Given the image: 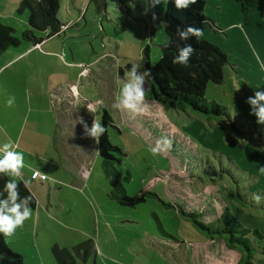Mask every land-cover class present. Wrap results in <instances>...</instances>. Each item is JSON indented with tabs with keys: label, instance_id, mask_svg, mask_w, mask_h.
<instances>
[{
	"label": "rangeland",
	"instance_id": "1",
	"mask_svg": "<svg viewBox=\"0 0 264 264\" xmlns=\"http://www.w3.org/2000/svg\"><path fill=\"white\" fill-rule=\"evenodd\" d=\"M19 1L0 0V20L12 24L18 37L24 30L20 19L28 16L15 10ZM58 1V18L66 26L43 42L51 58L35 51L0 69V127L8 123L16 151L30 149L22 152V178L30 181L38 213L6 239L9 248L24 264H56L53 243L70 248L85 240L93 241L95 252L77 264H240L241 248L209 238L188 216L195 212L203 223H217L225 207L250 231L252 263L264 264V202L252 201L254 193L264 196V125L246 103L255 90L264 91V6L244 14L235 0H206L209 22L202 38L217 45L227 63L223 81L210 82L205 96L222 104L225 115L146 103L133 117L113 104L132 65L145 70L146 44L150 64L159 58L167 39L161 18L166 0L147 10L148 0H105L101 11L93 0ZM7 9L15 20L7 18ZM34 76L42 83L36 92L46 93L35 98L34 89L26 88ZM29 105L42 110L26 115ZM103 108L117 126L108 128L110 141L124 153L112 165L77 123L79 117L89 128L93 119L101 122ZM163 137L171 148L161 144L154 155L151 148ZM34 171L46 178L32 179ZM123 194H143L144 200L122 204Z\"/></svg>",
	"mask_w": 264,
	"mask_h": 264
},
{
	"label": "trees",
	"instance_id": "2",
	"mask_svg": "<svg viewBox=\"0 0 264 264\" xmlns=\"http://www.w3.org/2000/svg\"><path fill=\"white\" fill-rule=\"evenodd\" d=\"M93 1L96 2V11L105 10V0ZM235 1L239 10L244 14L264 6V0ZM205 3L206 0H197V3L190 5L188 9L177 10L174 0H166L165 12L161 18L167 39L161 44L159 58L153 65L150 64L147 44L141 53L145 70L151 71V75L147 77L146 89L148 91L145 98L147 104H160L165 109L179 111L190 109L206 117H220L226 114V109L222 104L215 100H208L205 96L207 85L210 82L220 84L223 81V66L227 63L226 54L202 36L199 42L195 37L188 41H181L176 34L178 25L184 28L194 26L204 32L209 22V18L203 11ZM58 10V0H20L16 11L19 14L28 11V28L23 30L21 36L18 37L14 27L0 22V55L10 47H18L22 41L40 43L44 39L58 35L64 25L58 18ZM185 43L191 44L196 49L188 65L173 64V57L178 54V46H183ZM71 88L75 89L73 86ZM102 112L101 123L106 127V132L100 137L98 154L107 165H112L113 162L120 163L121 157L117 155H124V153L120 147L110 141L108 134L109 127L117 129V126L106 108H103ZM114 176L115 174L112 179ZM8 179L10 178L0 176V199L7 195L4 192V186ZM18 183L20 196H28L29 188H25L22 181ZM31 194L33 195L32 192ZM122 197V204L129 205L144 200L143 194L133 197L123 194ZM30 206L35 209V196ZM188 214L209 238L220 237L227 247L241 248L244 254L241 252L240 264H253L251 260L253 248L246 237L250 231L243 228L227 208L224 207L219 217L216 218L217 223L213 221L205 224L198 219L195 212ZM50 252L56 264H77V260L85 262L89 254L95 252V249L92 240H85L70 248L53 243ZM0 264H24L22 255L9 248L3 234H0Z\"/></svg>",
	"mask_w": 264,
	"mask_h": 264
},
{
	"label": "clouds",
	"instance_id": "3",
	"mask_svg": "<svg viewBox=\"0 0 264 264\" xmlns=\"http://www.w3.org/2000/svg\"><path fill=\"white\" fill-rule=\"evenodd\" d=\"M161 3L162 0H148L146 10L147 8H155ZM196 3L197 0H174L177 10H186L190 5ZM152 18L153 20L157 19L155 13L152 14ZM176 34L181 41H188L192 37H195L197 42H199L203 30L194 26L184 28L178 25L176 27ZM195 51L196 49L188 43H185L183 46H178V54L173 57L172 63L187 66ZM140 68L141 65L134 63L131 69L125 73L123 86L113 104L115 109L133 117L141 115L147 107L145 98L148 89H146L145 85L147 83V77L151 75V71H140ZM261 68H264V63L261 64ZM239 89L240 87L236 91H239ZM13 103L14 97L9 98L7 106L11 107ZM246 103L250 106V115L256 118V123L264 125V91L259 89L255 90L253 96L247 98ZM77 123L83 126L85 137L94 139L97 144L100 142V137L106 132V127L96 119H93L90 128L83 117H79ZM0 132H5L6 134V129L0 127ZM161 144L167 149L171 148V141L163 137L160 141H157L156 146L151 148L154 155L159 154L162 150ZM15 147L11 141L0 147V176L10 178L4 186V192L7 195L3 199H0V234H3L6 239L13 237L16 234V230L23 228L25 221L33 215V209L30 205L34 196L31 194L30 189L28 196L21 197L19 193L18 180L23 176L22 170L25 164L23 153L15 151ZM259 171L264 173V167H261ZM37 177L41 179L46 178L43 173L34 171L32 179H36ZM23 183L25 188H29L30 181L24 180ZM252 201L259 206L264 202V196L254 193L252 194Z\"/></svg>",
	"mask_w": 264,
	"mask_h": 264
},
{
	"label": "crops",
	"instance_id": "4",
	"mask_svg": "<svg viewBox=\"0 0 264 264\" xmlns=\"http://www.w3.org/2000/svg\"><path fill=\"white\" fill-rule=\"evenodd\" d=\"M17 7H18V4H17V6H16V8H15V10L17 9ZM70 8V7H69ZM2 11V10H1ZM6 11H9L8 13H6L7 15L6 16H8L7 18L9 19V18H11L12 17V21L13 20H15V17H14V12H13V10L12 9H7ZM1 13H3V12H0V14ZM0 22H1V20H0ZM20 22L21 23H23V29L25 30V29H27L28 28V23H27V17H25V18H21L20 19ZM1 23H3V22H1ZM5 24H7V23H5ZM8 25H10V26H12V24H10V23H8ZM66 25L64 24L63 26H62V28L63 27H65ZM12 27H14V26H12ZM45 40H47V39H44L43 41H41L40 43H31V42H29V41H22L21 43H20V45L17 47V48H14V49H17L15 52H10V51H8L9 53H7L8 55H7V57L6 58H3V59H1V63H0V69H5V68H7V67H9V66H12V65H14V64H16V63H18V62H21V61H23V60H25L24 58H26L27 56H29L30 54H32L33 52H35V51H38V52H40V54H48L47 56H49V58L48 59H50L51 58V52H47V51H43L42 50V45H43V42H45ZM23 42H25V45L23 46V47H21V45H22V43ZM8 50V49H7ZM6 50V51H7ZM5 51V52H6ZM5 52H3V53H5ZM2 53V54H3ZM1 54V55H2ZM0 55V56H1ZM31 65V70L34 68V66H35V64L34 63H32V64H30ZM19 74H22L21 73V71H18L17 72V75H19ZM11 75V74H10ZM37 82L39 83V85L40 84H42L40 81H36V77L34 76V78H33V82L32 83H30V84H26V88L29 90V89H34L33 91V94H32V96H34V98H35V96H37V95H42V94H46L45 93V90H43L42 91V88H41V90L40 89H38V93L36 92L37 91V89H36V84H37ZM73 87H75L74 85H72ZM72 86H70V87H72ZM73 91H74V89H73ZM76 94H78V89L77 88H75V91H74ZM24 93H26V91H24ZM48 94H50L49 93V90H48V92H47ZM47 94V96H49ZM35 103H36V101H35ZM41 108V106H39V107H36V106H33V105H29V108H28V110H27V112H26V115H27V113H29V112H31L32 110L33 111H41L42 109H40ZM30 110V111H29ZM29 111V112H28ZM17 122H20V120L18 121L17 120ZM39 123V122H38ZM1 127H3L4 129H6V134H5V132H0V147H2L5 143H8L9 141H11V142H13L14 143V145L16 146V142L15 141H12V134L10 135L9 134V132H8V130H7V128H8V123H5V126H1ZM20 128L22 127V126H19ZM19 138H21V135H20V132H19V135H18V139ZM18 149V147H16L14 150L16 151ZM23 149L24 150H21L20 152H26V151H30V149H27L26 147H23ZM18 181H24V178H21L20 180H18ZM32 192V191H31ZM33 193V192H32ZM33 195H34V193H33ZM36 209H33V215H32V218H34V220L33 221H35V217L38 215V213L35 211ZM6 239V238H5ZM7 241V240H6ZM33 244H34V247H35V240H33ZM36 249H37V246H36Z\"/></svg>",
	"mask_w": 264,
	"mask_h": 264
}]
</instances>
